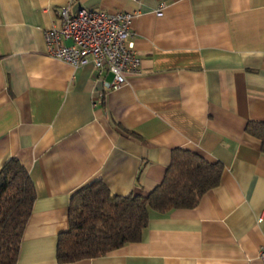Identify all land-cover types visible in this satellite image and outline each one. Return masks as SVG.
I'll list each match as a JSON object with an SVG mask.
<instances>
[{
  "label": "crops",
  "instance_id": "crops-1",
  "mask_svg": "<svg viewBox=\"0 0 264 264\" xmlns=\"http://www.w3.org/2000/svg\"><path fill=\"white\" fill-rule=\"evenodd\" d=\"M68 5L0 0V171L19 160L36 191L16 264H61L77 192L102 180L147 196L177 149L222 164L220 184L193 209L151 211L140 241L68 264H262L264 153L246 127L264 123V0H74L135 16L141 72L116 91L48 55Z\"/></svg>",
  "mask_w": 264,
  "mask_h": 264
},
{
  "label": "trees",
  "instance_id": "trees-1",
  "mask_svg": "<svg viewBox=\"0 0 264 264\" xmlns=\"http://www.w3.org/2000/svg\"><path fill=\"white\" fill-rule=\"evenodd\" d=\"M246 132L262 142L264 153V123L249 122ZM223 169L220 163L212 164L193 152L177 149L164 181L147 196H115L102 180L92 182L71 199L69 229L59 236L58 262L100 258L140 241L151 211L165 214L195 208L220 184ZM35 200L28 170L19 160L9 161L0 171V264L17 263Z\"/></svg>",
  "mask_w": 264,
  "mask_h": 264
},
{
  "label": "built area",
  "instance_id": "built-area-1",
  "mask_svg": "<svg viewBox=\"0 0 264 264\" xmlns=\"http://www.w3.org/2000/svg\"><path fill=\"white\" fill-rule=\"evenodd\" d=\"M73 1L69 0V5L58 11L59 25L45 32L48 55L74 68L91 65L101 74H111L112 81L103 80L105 91L120 89L129 76L141 72V59L131 31L135 16L84 8L72 13ZM259 259L264 264V245Z\"/></svg>",
  "mask_w": 264,
  "mask_h": 264
}]
</instances>
